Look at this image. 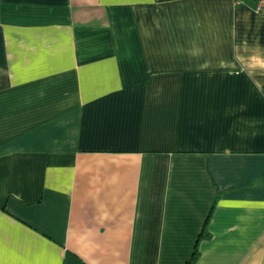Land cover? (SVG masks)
Here are the masks:
<instances>
[{
    "label": "crops",
    "instance_id": "1",
    "mask_svg": "<svg viewBox=\"0 0 264 264\" xmlns=\"http://www.w3.org/2000/svg\"><path fill=\"white\" fill-rule=\"evenodd\" d=\"M240 1L0 0V264H264Z\"/></svg>",
    "mask_w": 264,
    "mask_h": 264
},
{
    "label": "built area",
    "instance_id": "2",
    "mask_svg": "<svg viewBox=\"0 0 264 264\" xmlns=\"http://www.w3.org/2000/svg\"><path fill=\"white\" fill-rule=\"evenodd\" d=\"M234 1L237 5L241 3L240 0H234ZM254 1L256 4V7H255L256 12L259 14L264 13V0H254Z\"/></svg>",
    "mask_w": 264,
    "mask_h": 264
},
{
    "label": "trees",
    "instance_id": "3",
    "mask_svg": "<svg viewBox=\"0 0 264 264\" xmlns=\"http://www.w3.org/2000/svg\"><path fill=\"white\" fill-rule=\"evenodd\" d=\"M203 233L199 236V240L204 235ZM199 240L197 241V244H196V247H195V252L193 253L191 259L189 261H187L186 264H195V262L197 261V259H198V243H199Z\"/></svg>",
    "mask_w": 264,
    "mask_h": 264
}]
</instances>
